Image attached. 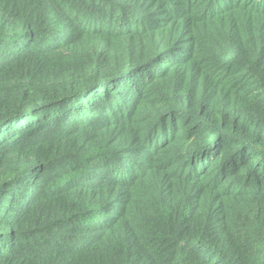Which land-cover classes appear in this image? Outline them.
I'll list each match as a JSON object with an SVG mask.
<instances>
[{
  "label": "trees",
  "instance_id": "trees-1",
  "mask_svg": "<svg viewBox=\"0 0 264 264\" xmlns=\"http://www.w3.org/2000/svg\"><path fill=\"white\" fill-rule=\"evenodd\" d=\"M0 264H264V0H0Z\"/></svg>",
  "mask_w": 264,
  "mask_h": 264
}]
</instances>
